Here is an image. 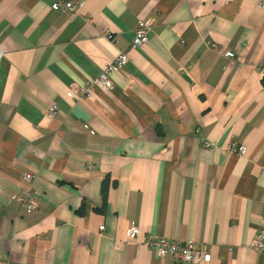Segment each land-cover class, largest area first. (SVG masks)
<instances>
[{"label": "crops", "instance_id": "obj_1", "mask_svg": "<svg viewBox=\"0 0 264 264\" xmlns=\"http://www.w3.org/2000/svg\"><path fill=\"white\" fill-rule=\"evenodd\" d=\"M61 1L0 0V264H184L146 238L264 264V0Z\"/></svg>", "mask_w": 264, "mask_h": 264}, {"label": "built area", "instance_id": "obj_2", "mask_svg": "<svg viewBox=\"0 0 264 264\" xmlns=\"http://www.w3.org/2000/svg\"><path fill=\"white\" fill-rule=\"evenodd\" d=\"M80 3L73 2L71 0L69 1H61V2H55L51 5L52 10H59L64 9L69 12H72L79 6ZM151 30L150 22L148 21H141L138 22V27L134 31L132 41H131V47L134 49H138L145 45L148 42V34ZM225 56L227 58H233L234 54L230 51L225 52ZM127 62V56L124 52H120L117 57L110 63L106 64V66L103 68L102 72L95 78H93L91 81H86L85 85L82 88L78 87H71V90L73 93L78 97H85L88 95L89 90L91 87L95 86L99 88L100 90L106 92L110 90L113 86L111 76L113 73L119 71L123 68V66ZM57 113V110L55 107L51 108L48 113L49 118H53ZM204 147L210 148V144L208 142L204 143ZM244 147L240 146L236 149V152L238 154L244 153ZM25 181L30 184V188L25 190L20 195H15L11 199L19 204L22 208V206L27 211H32L35 209L34 204V197L39 194V192L33 188V184L35 181V176L26 173L24 174ZM99 230L102 232L104 231V227L100 226ZM138 229L137 228H131V230L128 233V238L134 239L138 235ZM145 245L153 250L155 254L158 257H163L166 255L172 256L176 261L180 263L185 264H208L211 260V256L208 252L204 251L202 248L195 246L194 243H181V242H173L165 238H153V239H147L145 241ZM252 249L262 252L264 250V232L259 236L258 239H256L251 244Z\"/></svg>", "mask_w": 264, "mask_h": 264}, {"label": "bare ground", "instance_id": "obj_3", "mask_svg": "<svg viewBox=\"0 0 264 264\" xmlns=\"http://www.w3.org/2000/svg\"><path fill=\"white\" fill-rule=\"evenodd\" d=\"M137 27H138V26H137ZM36 198H37V196L34 197L35 209H37ZM22 207H23V206H22ZM23 208H24V207H23ZM35 209H34V210H35ZM24 210H26V209L24 208ZM32 211H33V210H32ZM26 212H31V211H27V210H26ZM100 232H102V231L100 230ZM138 235H139V231H138ZM138 235H137L135 238H137ZM135 238H134V239H135ZM134 239H131V240H134ZM147 239H153V238H146V239L144 240V243H145V241H146ZM165 239H166V238H165ZM170 241H171V240H170ZM173 242H174V241H173ZM195 246H197V245L195 244ZM197 247H200V246H197ZM200 248H202V247H200ZM203 250H204V249H203ZM204 251H205V250H204ZM255 251H256V250H255ZM263 251H264V250H263ZM263 251H262V252H263ZM256 252H258V251H256ZM258 253H261V252H258ZM184 264H185V263H184Z\"/></svg>", "mask_w": 264, "mask_h": 264}, {"label": "trees", "instance_id": "obj_4", "mask_svg": "<svg viewBox=\"0 0 264 264\" xmlns=\"http://www.w3.org/2000/svg\"><path fill=\"white\" fill-rule=\"evenodd\" d=\"M263 82H264V78H263Z\"/></svg>", "mask_w": 264, "mask_h": 264}]
</instances>
